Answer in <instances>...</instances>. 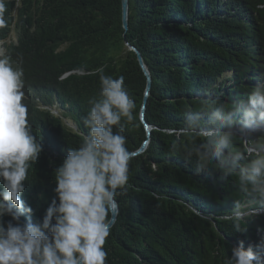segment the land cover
Here are the masks:
<instances>
[{"label":"trees","instance_id":"obj_1","mask_svg":"<svg viewBox=\"0 0 264 264\" xmlns=\"http://www.w3.org/2000/svg\"><path fill=\"white\" fill-rule=\"evenodd\" d=\"M0 3V57L23 70V103L43 149L29 169L22 199L33 214L23 220L42 219L55 196V169L87 136L84 117L103 69L125 78L136 103L123 133L129 151L149 140L132 155L116 197L106 264H227L240 240L259 243L260 199L241 189L239 169L222 178L220 161L204 165L195 149L206 141L202 130L219 123L216 106L234 110L264 83V0H129L127 29L122 0ZM138 53L152 78L144 121L147 80ZM231 130L226 151L240 154L241 166L264 155V133H248L241 114Z\"/></svg>","mask_w":264,"mask_h":264},{"label":"clouds","instance_id":"obj_2","mask_svg":"<svg viewBox=\"0 0 264 264\" xmlns=\"http://www.w3.org/2000/svg\"><path fill=\"white\" fill-rule=\"evenodd\" d=\"M3 7L0 3V12ZM99 73V96L89 101L91 108L84 117L88 134L78 147L68 149L55 169V196L42 219L33 222L22 219L33 214L22 195L29 169L43 149L32 134L23 103V70L0 57V264H106L109 215L128 183L132 158L123 133L125 124L135 119L136 103L122 75L113 78L103 69ZM235 114L243 116L250 132L264 130V83L255 85L234 110L226 113L223 104L216 106L212 116L219 123L202 130L206 141L195 151L204 165L219 160L222 178L239 169L240 187L260 199L256 210L260 214L264 212V155L257 154L241 166L242 156L226 151L235 134L231 130ZM138 115L142 120V112ZM234 218L236 231L245 232L238 223L243 214L237 210ZM227 264H264V236L247 247L240 240L231 248Z\"/></svg>","mask_w":264,"mask_h":264},{"label":"water","instance_id":"obj_3","mask_svg":"<svg viewBox=\"0 0 264 264\" xmlns=\"http://www.w3.org/2000/svg\"><path fill=\"white\" fill-rule=\"evenodd\" d=\"M128 8H129V0H122V18H123V26L125 29L128 28ZM138 60H139V64L140 67L144 73V75L146 76V80H147V85H146V90H145V96H144V100H143V106H142V114H143V121H144V115H145V111H146V105H147V101H148V97L150 94V90L152 87V78H151V74L149 72V69L147 68V66L145 65L141 55L138 53ZM147 136L148 138H150L151 133H150V129L147 128ZM149 140H146L143 142V145L135 152L132 153V155H138L141 152H143L146 147L148 146ZM117 214H118V206L117 208L111 213V226L112 227L117 219Z\"/></svg>","mask_w":264,"mask_h":264},{"label":"rangeland","instance_id":"obj_4","mask_svg":"<svg viewBox=\"0 0 264 264\" xmlns=\"http://www.w3.org/2000/svg\"><path fill=\"white\" fill-rule=\"evenodd\" d=\"M247 131H248V133H252V132H253V131L250 132L249 130H247ZM261 131L264 133V130H261ZM146 148H147V147H146ZM145 150H146V149H145ZM145 150H144V151H145ZM144 151H143V152H144ZM143 152H141V153H143ZM141 153H140V154H141Z\"/></svg>","mask_w":264,"mask_h":264}]
</instances>
